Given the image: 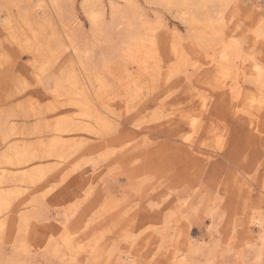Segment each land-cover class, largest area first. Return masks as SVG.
I'll return each instance as SVG.
<instances>
[{
  "label": "rangeland",
  "instance_id": "1",
  "mask_svg": "<svg viewBox=\"0 0 264 264\" xmlns=\"http://www.w3.org/2000/svg\"><path fill=\"white\" fill-rule=\"evenodd\" d=\"M80 1L67 2V7L70 8L69 10L66 8L62 15L63 18L66 16L65 19H68L71 13L74 14L83 31L88 33L89 21L80 7ZM104 1L107 3L108 0ZM113 1L121 7L124 5L123 0ZM133 3L134 6L130 9L132 14L153 24L157 22L155 36L161 55L157 66L162 70H160L161 74L155 76V81L149 79L147 75L133 72V77L135 75L137 77L138 74L141 79L135 81L141 86L134 88L137 89L134 96L126 95L123 88L119 89L115 81L111 82L114 86L112 85V94L110 92L108 95L110 98L108 101L110 108H108L113 114L120 115L118 119L113 118L109 130L98 136L97 134L94 136L93 133V135L91 133L76 135L74 140L77 141L75 143L77 152L74 151L75 155L69 156V159L62 164L55 163L54 160L46 161L45 157H41L39 161L35 158V163L30 164V167L17 164L16 151L9 147L14 142H19L20 135L15 136V134L2 141L0 133V175L5 176L3 178L5 181L2 179L4 182L0 183V190L11 193L8 196L7 209H2L3 218L6 219L2 232L0 231V264H8L10 260L17 261V264H131L132 262L133 264H174L175 259L167 258L169 250L176 251L188 264H256L253 260L257 256L259 247H262L263 251L260 264H264V244L260 242L258 228L251 223L255 215L264 216V199L260 197L261 192L264 191V109L251 102V96L256 97L257 92L249 82L240 80L237 84L238 97L231 101L228 96L231 81L225 86L222 82L219 83L222 79H217L215 64L210 65L207 62L208 57L194 38L189 37L186 25L174 14L176 11L168 10L166 6L155 0H133ZM239 4L246 9H264V0H240ZM45 5L52 14L50 15L57 21L51 5L48 2H45ZM4 12L5 9L0 8V20ZM106 20L109 22L108 13ZM244 24L245 19L241 16L237 26L243 27ZM174 31L178 35L174 34ZM118 33L121 34L116 24L111 37L117 36ZM4 38L0 33V47L4 45L9 48H4L0 52L6 49L7 52L2 56L10 55L14 59L13 66L10 67L12 72H8L5 80L0 83V87L3 86L2 89L8 92L9 99L5 105L16 102L30 104L27 102L28 97L32 106L38 104L39 106L36 107L41 108L49 102L57 105L49 92L42 89L41 84H37L33 78L27 61H24L27 57L19 54L13 49V45L5 42ZM181 39L183 42H180ZM174 42L179 43V50L186 52L187 57L192 61L195 60L198 65L195 71L191 70V63H187L190 65L189 68L180 66L178 70L181 71L169 73L172 72L171 65L175 59L169 55L168 49ZM93 50L96 55L99 53L97 47ZM255 52H253L254 56L257 58L261 56V53ZM66 56L67 54L61 56L57 63ZM167 66L170 67L169 70ZM185 68H187L186 72H184ZM15 74H18L17 79L27 81L29 84L23 89L27 91L16 99L12 96L15 85L11 87V79ZM20 86L22 87L23 84L20 83ZM199 94L205 97L206 108L200 116L201 119L196 118V130L190 131L185 121L188 118L182 115L193 114L190 100L192 96L196 95L197 98ZM232 103L236 105H233L234 108H229ZM63 107L60 108L66 114H73L71 107ZM250 113H253L251 118L256 119L255 126L248 120ZM25 122L26 129L34 125L32 117L27 118ZM14 123L15 126L22 128L20 121ZM1 130L0 124V132ZM25 136L26 142H32L36 135L25 134L22 137ZM215 137L220 138L215 139ZM80 138L81 142H78ZM105 146L108 147L107 153ZM254 146H257L256 149ZM103 152L105 156L101 157ZM108 152L111 154L108 155ZM100 157L104 158L103 161ZM80 166L81 169L77 168ZM93 166L97 167L94 173L99 176L88 189L81 186L72 174L76 171L83 172L85 169V174L91 175ZM73 168L76 170L72 171ZM22 171L30 173H27L26 184L18 189L14 183L19 184L16 179L24 177L20 175ZM16 175L18 177L15 179ZM49 187H51L50 193L47 192ZM52 188H55V192H52ZM109 197L115 203L113 202L112 207L110 205L113 209L108 208L107 211L106 201ZM245 199H247L246 203ZM210 208H216V213L213 210L212 217L209 214ZM172 212L173 222L170 223L168 230L170 236L160 239L157 236L160 221ZM122 215L124 217L120 220ZM25 216H28L26 219L28 222L22 223L26 221ZM26 227L28 229H25ZM151 234L155 235L151 236ZM171 234L175 235L172 237ZM64 235L70 237L71 246L74 247L71 253L64 248L62 240ZM51 236L53 239L50 238ZM13 241L16 242L15 245ZM131 242L134 243L132 248ZM20 245L28 247H25L23 252L18 248ZM15 247L19 250L14 251ZM53 247H60L58 254L54 252ZM192 248L195 251H192ZM178 260L181 262L180 259ZM180 262L176 264H181Z\"/></svg>",
  "mask_w": 264,
  "mask_h": 264
},
{
  "label": "bare ground",
  "instance_id": "2",
  "mask_svg": "<svg viewBox=\"0 0 264 264\" xmlns=\"http://www.w3.org/2000/svg\"><path fill=\"white\" fill-rule=\"evenodd\" d=\"M123 1H124V5L121 7L119 6V4H116L113 0H108L107 3H105L104 0H81L80 7L83 13L85 14V16L87 17L89 21V26H90L89 32L85 33L82 29L83 27H81V24L79 23L77 17L74 14L71 13V16L68 19H65L66 16H64L63 18V15H62L63 12L66 11V8L67 9L70 8L69 6L67 7V2L70 3V0H36V1L34 0H0V8L5 9L3 17L0 20L1 35H4L5 42L7 41L11 45H13V49L19 52V54L21 55L23 54L27 57V60H24V61H27V65L30 68L31 74L34 76L33 78H35V80L37 81V84H41L42 89L44 88L45 90L49 92V94L51 95V97L57 104V105H54L53 102L51 103L49 102L46 104V106H43L44 108L36 107V105L38 104H36L35 106H32L31 105L32 103L29 102L30 97L27 96L29 99L27 102L30 104L16 102L15 104L5 105L6 101L9 99L8 92L2 89L3 86L0 87V124L2 126V130L0 133L2 134L1 136L2 141L7 139L9 136H12L15 134H16L15 136L20 135L21 138L19 139V142H14L13 144L9 145V147L14 148V150L16 151L15 154L18 159L16 161L17 164L22 165V166L24 165V167H27V166L30 167V164L32 165L33 163H35L34 162L35 158H38V161H39L41 157L42 158L45 157L46 161L54 160L55 163L62 164V162H64L66 159H69L68 157L74 154V151L76 150L75 143H77V141L75 142L74 140L76 135L78 136L79 134L84 135L85 133H91V135L94 134V136L95 134H97L96 136H98V134L102 135L101 133L109 130V128L111 127L113 118L114 117L116 119L119 118L118 116L120 114L115 115L113 114V111L110 112L111 109H109L110 107L108 105L109 103L108 101L110 100V98H108V95L114 86L113 83L111 82L115 81L118 84L119 89L123 88V91L126 92V95L134 96L133 94L137 90V89L134 90V88H138L141 86V85L140 86L138 85L139 82L136 83L137 82L136 80L139 79L140 75H144V76L147 75L149 76V79L154 80L156 75L161 74L160 70L162 69L157 66V62H159L158 60L160 59L159 57L161 56L159 53V48H158V44L156 42V36H155V26L157 22H154L155 24H153L150 21H146L142 17L135 16V14H132L130 11V9L134 6L133 0H123ZM155 1L166 6L168 10L174 9L176 11V13L174 14L177 15L178 19H180L183 22V24L186 25L188 29L187 33L189 34V37L191 36L194 38L198 46L205 53V56L208 57L207 62L210 63V65L211 63L215 64V70L217 69L216 71L217 77H218L217 79H220V80L222 79L221 81H219V83L222 82L223 85L225 86L227 82L231 81L229 83L230 89L228 91L229 93L228 96L230 97L231 101L238 97V93H239L238 92L239 87H237L238 82L240 80L247 81L254 87V91L257 92V95L255 94L256 97L251 96V102L255 103L256 105L264 109V95H263L264 94V62H263V58H264V55H263L264 9L262 10H255L253 8L246 9V7L239 4L240 0H155ZM45 2H48L51 5L53 14L54 13L56 14L55 18L57 21H55L54 17L51 16L52 14L48 12ZM106 13H108L109 15V22L106 20ZM241 16L245 19V24L243 27H240V25L237 26V23L239 22ZM116 24L118 25L121 34L118 33L117 36L111 37L113 29L116 26ZM174 34H176V32ZM180 42H183L182 39ZM174 43H172V45H170L168 49L169 55L175 59L174 63L171 65L172 72H169V73L175 72L176 70H178V68L180 69V66L183 68L184 67L189 68L188 66L190 65H187V63L189 64L191 63L192 65L191 70L195 71L198 68L197 63L194 62L195 60L192 61L190 57H187V55H185L186 52L183 53L182 49L179 50L178 42L175 44ZM95 47H97V49L99 50V53L97 55L94 53V50H93ZM119 47L121 48L118 49ZM4 48H9V47L1 45L0 50H3ZM255 51H258L259 54L261 53V56H259L258 58L257 56H254L253 52ZM5 52H7L6 49L0 52V83L5 80L8 72L9 73L12 72L10 67L13 66L12 62L14 60L10 55H6L5 57L2 56V54H4ZM66 54L67 56L63 60H61V62L57 63L58 59L61 56H64ZM10 63L11 65H9ZM169 68L170 67H168V70ZM187 68H185L184 72H186ZM135 71L140 73V75L138 76L137 74V77L136 75L133 77L134 75L133 72ZM179 71L181 70H178V72ZM17 75L18 74H15L13 78L11 79L12 82L10 81L11 87L15 85L14 86L15 92L12 95V96H15V99L19 98L21 94L25 93L27 90H23V89L29 85L27 81L17 79ZM20 83L23 84L22 87L20 86ZM116 95L117 94H115V96ZM204 98L200 94L197 96V98H196V95L192 96L190 100L192 107L190 109L191 111H193V114L182 115V117L188 118L185 121H187L188 129L190 131L196 130V126H197L196 118L198 117L199 119H201L200 116L203 114V111L206 108V103H205ZM46 102H48V100ZM260 103L262 104L260 105ZM234 104L235 103H232L229 106V108H234L233 107ZM127 105H129V103ZM61 106L71 107L73 109L72 110L73 114L72 115L66 114V112L60 108ZM159 111L161 113V110ZM127 112H128V109H127ZM252 115L253 113H250V116L248 115V117H250L248 120L251 122V124L253 123V125L255 126L256 123L254 120L256 119L251 118ZM179 116L181 117V115ZM29 117L30 118L32 117L34 119V122H33L34 125H32L29 129H26L25 121L27 118L29 119ZM15 121H20L22 128L15 126V123H14ZM24 129H26V131ZM44 132H49L50 134L45 135L43 134ZM25 134L27 135L35 134L36 136L34 137V140H32V142H26L25 141L26 136L22 137ZM80 137H83V136H80ZM220 137H215V139L220 138ZM220 140L222 141V139ZM188 141L189 140L187 139V142ZM78 142H81V138ZM107 151H108V147L105 152L107 153ZM105 152H103V155L101 157L105 156ZM110 154L111 153L108 152V155ZM108 155L106 154V156ZM201 157L202 156H200V158ZM244 161H246V159ZM135 163L137 162L135 161ZM82 165H84L83 162H82ZM92 165H95V164H92ZM96 166H93L91 175H86L85 169L83 172L81 171L80 172L76 171L74 173L72 172L73 173L72 175L77 179V181L79 182L81 186H85L89 189L92 182L95 181V178L99 176V174L94 173V171L97 169ZM41 167L44 168V166H41ZM77 168L81 169L82 166L77 167ZM71 169L69 168V171ZM75 170L76 168H73L72 171H75ZM28 172L29 171L20 172L21 173L20 175L24 176L22 178H19L18 177L19 175L17 174L18 176L16 175L15 179L18 177L16 179V182H18L19 184L14 183V186L18 187L19 189L23 184H26L25 179L27 177ZM4 177H5L4 175H0V183L5 181L3 179ZM252 183L254 182L252 181ZM50 189L51 187L48 188L47 192L50 193ZM52 189H53L52 190L53 192L55 188H52ZM251 189H249L250 190L249 192H251ZM2 191L3 190H0V231L1 232H2L1 229L3 228V225H4V221L6 219V217L3 218L2 212L4 210L2 209H5V210L7 209V205L9 203V201H7L8 196L11 195V193H6ZM57 191H59V189ZM261 193L262 194L260 197L264 199V191ZM50 196H53V195H50ZM66 196H68V194ZM111 197H109V199H107L108 201H106L107 211L109 210L108 208L112 207V204L114 202V200H110ZM47 199H49V197ZM246 201L247 199H245V203ZM219 203L220 201L217 203V205ZM235 207H236V204H235ZM115 208L116 207H114V209ZM112 209L113 208H111V210ZM215 209H212V208L209 209L210 217H212L213 215L212 213L213 210H214V213H216ZM172 214L173 212L171 213V215L169 214L167 215V217H163L160 221L161 223L160 229L158 231L157 229H155L157 231V236L160 239L166 238L170 234L168 230L170 228V223L173 222ZM124 215H122L120 220L123 219ZM27 218L28 216H25L24 220H26ZM251 221H252L251 223L253 224V226L255 225L258 228V231L260 232V234H258L259 239H260L261 244L263 245L264 244V216L255 215ZM26 222L28 221L26 220L25 222L23 221L22 223H26ZM128 225H130V223ZM130 228H131V225H130ZM208 228H210V225ZM25 229H28V228L26 227ZM206 232H208L207 229H206ZM66 235L68 234L66 233ZM66 235L62 237L63 243L65 245L64 248L65 250H69V253H71V250L72 248L74 250V247L71 246V243H70L71 241L69 240L70 237ZM152 235H155V234H151V236ZM174 235L175 234H171L172 237ZM50 238H52V236ZM133 238L135 239V237ZM47 240H49V238ZM48 242H50V240ZM134 242L136 243V240ZM15 243L16 242H14L13 245H15ZM38 243L41 244L40 241H38ZM132 243L133 242H131L130 245H132ZM202 243H204L203 240H202ZM25 247H28V246L20 245V247L18 248L20 250H23L24 252ZM132 247L133 245L131 246V248ZM18 248L16 249L15 247L14 251L15 249L19 250ZM78 248L80 247L78 246ZM59 249L60 247L59 248L56 247L53 250L56 254H58ZM194 249L192 248V251H195ZM200 250H202V248ZM262 252H263L262 247H259L257 249V256L253 260L255 261L256 264H260ZM194 253L196 254L197 252H194ZM180 256L181 255L176 253V251H172V250H169V252L167 253V258L175 259L173 260L175 262L174 264H176L177 262H180L178 259L181 260L180 262L181 264H188V262L182 260ZM191 256H192V253H191ZM16 262L14 261L11 262L10 260L8 264H17ZM133 263L134 262H132L131 264Z\"/></svg>",
  "mask_w": 264,
  "mask_h": 264
}]
</instances>
